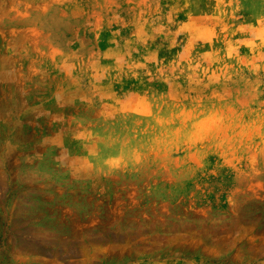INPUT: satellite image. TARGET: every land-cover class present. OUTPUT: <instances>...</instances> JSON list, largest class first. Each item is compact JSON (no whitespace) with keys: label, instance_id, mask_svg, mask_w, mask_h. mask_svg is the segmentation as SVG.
I'll return each mask as SVG.
<instances>
[{"label":"rangeland","instance_id":"374dc122","mask_svg":"<svg viewBox=\"0 0 264 264\" xmlns=\"http://www.w3.org/2000/svg\"><path fill=\"white\" fill-rule=\"evenodd\" d=\"M0 237V264H264V0H0Z\"/></svg>","mask_w":264,"mask_h":264},{"label":"trees","instance_id":"16d2710c","mask_svg":"<svg viewBox=\"0 0 264 264\" xmlns=\"http://www.w3.org/2000/svg\"><path fill=\"white\" fill-rule=\"evenodd\" d=\"M1 238V237H0ZM4 240V237L2 238Z\"/></svg>","mask_w":264,"mask_h":264}]
</instances>
